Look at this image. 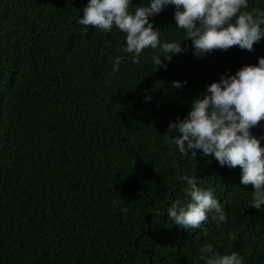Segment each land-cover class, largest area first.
Segmentation results:
<instances>
[{
  "label": "trees",
  "instance_id": "1",
  "mask_svg": "<svg viewBox=\"0 0 264 264\" xmlns=\"http://www.w3.org/2000/svg\"><path fill=\"white\" fill-rule=\"evenodd\" d=\"M87 2L0 0V264H204L205 241L264 264V206H250L254 187L240 183V167L200 150L183 158L162 137L222 74L258 64L264 39L254 51L234 45L203 58L189 47L161 57L165 70L150 49L139 63L119 52L117 29L78 25ZM145 3L132 0L130 10ZM253 8L264 0H249ZM174 11L150 17L169 42L183 35ZM117 55L125 60L113 73ZM252 133L264 135V120ZM185 174L224 203L228 221L210 224L207 237L165 212L185 201Z\"/></svg>",
  "mask_w": 264,
  "mask_h": 264
},
{
  "label": "clouds",
  "instance_id": "2",
  "mask_svg": "<svg viewBox=\"0 0 264 264\" xmlns=\"http://www.w3.org/2000/svg\"><path fill=\"white\" fill-rule=\"evenodd\" d=\"M132 0H88L78 25H93L96 32L111 33L117 29L124 35L125 44L118 51L131 54L133 63H139L145 50H152V63L167 69L161 59L171 61L173 56L188 50L203 58L214 49L228 50L232 46L254 51V43L264 39V8H249V0H146L130 10ZM174 6L175 28L183 30L179 40H162L158 27L150 17ZM87 32V28L82 29ZM191 39V46L181 43ZM164 55H160L159 53ZM112 72L120 70L124 55L110 57ZM230 71V70H229ZM187 81H172V88H181ZM150 95L145 100H151ZM264 120V57L258 64L244 65L234 75L222 74L217 82L208 85L206 93L194 99L183 119L170 122L162 136L165 143L183 157L212 155L221 166L240 167V183L253 185L251 205L264 206V135L256 136L252 129ZM179 135H173V133ZM190 153V156H189ZM186 183L185 201H171L165 209L175 225L185 229H200L205 237L209 225L220 228L227 223L224 203L213 188H205L196 176L181 175ZM126 211V210H125ZM235 239V236H231ZM199 261L204 264H246L238 251L221 252L216 244L205 241L199 247Z\"/></svg>",
  "mask_w": 264,
  "mask_h": 264
}]
</instances>
